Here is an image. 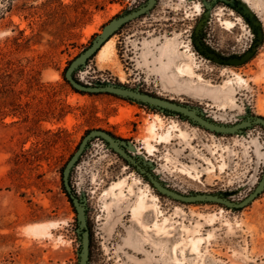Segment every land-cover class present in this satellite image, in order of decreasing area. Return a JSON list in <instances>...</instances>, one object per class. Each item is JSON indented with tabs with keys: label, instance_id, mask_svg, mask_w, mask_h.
Returning a JSON list of instances; mask_svg holds the SVG:
<instances>
[{
	"label": "rangeland",
	"instance_id": "1",
	"mask_svg": "<svg viewBox=\"0 0 264 264\" xmlns=\"http://www.w3.org/2000/svg\"><path fill=\"white\" fill-rule=\"evenodd\" d=\"M142 1L0 0V264L77 263L75 210L62 169L90 129L131 141L181 192L231 190L237 200L259 180L261 126L243 136L213 134L113 94L78 92L65 79L70 61L102 26ZM245 1L262 35L240 65L213 63L193 47L204 10L199 0H157L74 76L198 105L217 121L246 112L264 117V0ZM233 12L218 4L204 37L219 51L233 47L241 54L253 34ZM116 181L121 184L113 186ZM70 184L87 198L89 264H264V190L236 210L174 201L97 138L74 165ZM139 196L147 202L140 211ZM194 240H200L195 249Z\"/></svg>",
	"mask_w": 264,
	"mask_h": 264
},
{
	"label": "water",
	"instance_id": "2",
	"mask_svg": "<svg viewBox=\"0 0 264 264\" xmlns=\"http://www.w3.org/2000/svg\"><path fill=\"white\" fill-rule=\"evenodd\" d=\"M156 1L157 0H144L133 8L124 11L105 23L100 32L96 33L92 38L90 44L76 55L66 67L64 77L69 84L75 90L80 92L109 93L147 106L153 110L178 116L182 120L212 132L213 134L243 136L246 133V130L252 128L254 125L261 126L264 130V117L260 115H252L249 112H246L231 122L217 121L212 115L208 114L198 105H190L156 96L140 90L137 86L130 87L122 83L108 80L85 83L75 78V72L85 66L88 58L94 55L105 41H107L127 22L149 14L156 4ZM218 1L239 13L250 29L255 33L256 40L250 49L235 56L221 57L216 51H206L204 52V56H206L208 60L214 61L216 64L240 65L251 57L255 45L260 41L262 35L260 20L245 0H203L202 2L206 10H202L204 11L203 15L198 20L193 32L195 35L200 32L210 14L211 4ZM195 43L198 49L202 52L204 48L200 45L199 41L196 40ZM96 138L102 140L107 149L112 150L118 156L123 158L126 164L132 167V170L148 182L150 187L158 194L174 201L181 203H216L229 209L236 210L248 205L264 190L263 168L260 178L253 189L241 199L234 200V193L231 190L216 192L190 191L187 193L178 191L169 187V185L160 178L159 174L154 170L153 161L147 159L142 153L136 152L135 146L131 141L115 137L110 132L103 129H90L81 138L77 148L71 154L62 169V184L75 210V232L79 242L76 251V264H89L90 262V232L87 220L88 206L86 194L81 189H79V192L73 190L72 185L70 184V174L82 153L88 148L91 141Z\"/></svg>",
	"mask_w": 264,
	"mask_h": 264
},
{
	"label": "flooded vegetation",
	"instance_id": "3",
	"mask_svg": "<svg viewBox=\"0 0 264 264\" xmlns=\"http://www.w3.org/2000/svg\"><path fill=\"white\" fill-rule=\"evenodd\" d=\"M200 2H201V5L204 7L203 9L204 10H206V8H205V6H204V4H203V0H199ZM207 1H211V0H207ZM218 4H223L222 2H220V1H218V2H215V3H212L211 4V7H210V12L214 9V8H216V6L218 5ZM230 8V7H229ZM232 9V8H231ZM234 12L233 13H231L232 14V18L233 19H235V15L234 14H239L237 11H235L234 9H232ZM203 12L204 11H202V13H201V16L203 15ZM239 16V15H238ZM199 20V19H198ZM198 20H197V22H198ZM197 22H196V24H197ZM196 24H195V26H196ZM207 20L205 21V23H204V25H203V28L200 30V32L197 34V35H195L194 34V32L192 31V36H191V42H192V44H193V47L196 49V51L197 52H199L201 55H203L204 56V52H206V51H208V52H212V51H216V52H218L219 53V55L221 56V57H229V56H235V55H237L238 53L237 52H235L234 50H233V47H230V48H225L224 50L225 51H222V50H218L217 48H214V47H212L207 41H206V39H205V35H206V27H207ZM125 25V24H124ZM194 26V27H195ZM194 30V29H193ZM252 34H253V39H251V44L248 46V48L246 49V50H248V49H250L251 48V46L253 45V43L255 42V40H256V35H255V33L252 31ZM196 40L197 41H199V43H200V45H202V47L204 48V50L201 52L199 49H198V47H197V45H196ZM230 49H232V51L230 50ZM245 51V50H244ZM243 51V52H244ZM242 53V52H241ZM205 58H207L206 56H204ZM211 62H213V63H215L214 61H212V60H210ZM221 65H227V64H221ZM120 157V156H119ZM121 158V157H120ZM124 162H125V160L123 159V158H121ZM125 164H126V162H125ZM127 165V164H126ZM128 166V165H127ZM130 169H132V167H130V166H128ZM88 208H87V220H88ZM95 211V210H94ZM88 228H89V226H88Z\"/></svg>",
	"mask_w": 264,
	"mask_h": 264
},
{
	"label": "bare ground",
	"instance_id": "4",
	"mask_svg": "<svg viewBox=\"0 0 264 264\" xmlns=\"http://www.w3.org/2000/svg\"><path fill=\"white\" fill-rule=\"evenodd\" d=\"M102 49H103V48H102ZM102 49L100 50V52L103 51ZM103 53H104V52H103ZM102 55H103V54H102ZM182 67H183V69H185V70H189V69H190V66H188V65H186V64H184ZM189 71H190V70H189ZM238 78H241V77H239V75H238ZM242 80H243V79H242ZM154 118H155V117H154ZM148 127H150V126H148ZM151 127H153V124H152ZM147 129H148V131H149V128H147ZM153 130H154V128H153ZM149 132H150V131H149ZM149 132H148V133H149ZM150 133H151V132H150ZM152 134H155L154 131H153ZM150 135H151V134H150ZM152 136H153V135H152ZM120 182H122V181L120 180ZM122 183H123V182H122ZM118 184H119V182L116 181V182L113 184V186H114V185L116 186V185H118ZM120 184H121V183H120ZM120 184H119V185H120ZM119 185H118V186H119ZM111 186H112V184H111ZM113 186H112V187H113ZM112 187H110V188H112ZM121 192H122V191H121ZM122 193H123V192H122ZM118 195H119V194H118ZM144 198H145V197H144ZM144 198H142V197L139 196V198H138L137 201L135 202V209H138V210L140 211V210H143V209L145 208V205H146L147 202L145 203ZM133 210H134V208H133ZM145 210H146V209H145ZM134 211H135V210H134ZM135 212H137V210H136ZM38 228H39V227H38ZM192 239H193V238H192ZM192 239H191V240H192ZM195 240H197V239H195ZM195 240L192 242V245H193L194 249L197 248V243L200 242V240H199L198 242L195 241ZM198 245H199V244H198Z\"/></svg>",
	"mask_w": 264,
	"mask_h": 264
},
{
	"label": "trees",
	"instance_id": "5",
	"mask_svg": "<svg viewBox=\"0 0 264 264\" xmlns=\"http://www.w3.org/2000/svg\"><path fill=\"white\" fill-rule=\"evenodd\" d=\"M99 49H100V48H99ZM99 49H98V50H99ZM97 52H98V51H97ZM76 91H77V90H76ZM78 92H79V91H78ZM63 188H64V187H63ZM64 191H65V189H64ZM65 192H66V191H65ZM66 193H67V192H66Z\"/></svg>",
	"mask_w": 264,
	"mask_h": 264
}]
</instances>
